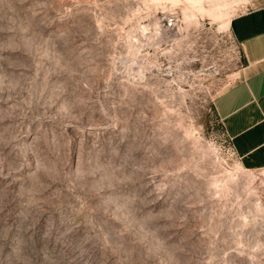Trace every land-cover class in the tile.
<instances>
[{
	"label": "rangeland",
	"instance_id": "374dc122",
	"mask_svg": "<svg viewBox=\"0 0 264 264\" xmlns=\"http://www.w3.org/2000/svg\"><path fill=\"white\" fill-rule=\"evenodd\" d=\"M264 0H0V264H264V170L215 110Z\"/></svg>",
	"mask_w": 264,
	"mask_h": 264
},
{
	"label": "crops",
	"instance_id": "0c3cea01",
	"mask_svg": "<svg viewBox=\"0 0 264 264\" xmlns=\"http://www.w3.org/2000/svg\"><path fill=\"white\" fill-rule=\"evenodd\" d=\"M230 30L245 65L218 96L215 110L243 169L264 170V7L234 17Z\"/></svg>",
	"mask_w": 264,
	"mask_h": 264
}]
</instances>
